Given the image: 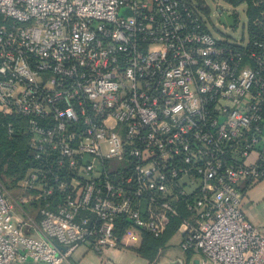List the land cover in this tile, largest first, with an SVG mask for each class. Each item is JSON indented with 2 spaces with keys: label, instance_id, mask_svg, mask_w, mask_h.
<instances>
[{
  "label": "built area",
  "instance_id": "obj_1",
  "mask_svg": "<svg viewBox=\"0 0 264 264\" xmlns=\"http://www.w3.org/2000/svg\"><path fill=\"white\" fill-rule=\"evenodd\" d=\"M205 6L0 0V117L27 140L19 189L38 202L20 218L0 180V264L102 256L122 228L158 239L180 204L183 251L264 264L238 189L264 177V9L260 37H231L217 24L237 27L235 7Z\"/></svg>",
  "mask_w": 264,
  "mask_h": 264
},
{
  "label": "crops",
  "instance_id": "obj_2",
  "mask_svg": "<svg viewBox=\"0 0 264 264\" xmlns=\"http://www.w3.org/2000/svg\"><path fill=\"white\" fill-rule=\"evenodd\" d=\"M24 176L16 179L12 176L0 175L4 186L11 194L13 211L20 218L22 216L20 209H23L27 214L35 215L38 207L37 201L28 200L29 197H32L31 195L24 197L19 189ZM238 189L242 192L241 208L247 221L264 233V177L253 184L242 180ZM22 199H25V203H22L23 207ZM178 215L170 219L163 237L158 240L154 248L152 247L154 250L152 257H146L139 253L146 234H140L131 229H127L123 233L124 229L122 228L119 233L122 235V245L119 248L107 250L104 255L100 256L93 253L88 247H82L72 254L69 259L70 264H202L203 259L199 253L183 251L180 248L184 234L183 229L185 230L188 224H192L193 219L189 216L185 205L178 206Z\"/></svg>",
  "mask_w": 264,
  "mask_h": 264
},
{
  "label": "trees",
  "instance_id": "obj_3",
  "mask_svg": "<svg viewBox=\"0 0 264 264\" xmlns=\"http://www.w3.org/2000/svg\"><path fill=\"white\" fill-rule=\"evenodd\" d=\"M194 1L201 7L205 14L209 13V9L205 6L203 0ZM220 1L233 7L244 3L246 5V16L250 34L253 37H260L261 30H259L260 25L258 26L257 22L263 18V16L260 15V12L264 9L263 0ZM7 121V119L0 117V175L4 174L15 177L16 179H20L26 174V171L29 169V166L32 165V162L31 158L28 156L26 138L18 134L12 136L11 138L7 137ZM19 143L23 144V147H19ZM0 180L2 181L1 178ZM162 237L156 239L150 235H144L143 245L140 248L139 253L145 255L146 257H152L154 253L153 248L157 245L158 240Z\"/></svg>",
  "mask_w": 264,
  "mask_h": 264
},
{
  "label": "rangeland",
  "instance_id": "obj_4",
  "mask_svg": "<svg viewBox=\"0 0 264 264\" xmlns=\"http://www.w3.org/2000/svg\"><path fill=\"white\" fill-rule=\"evenodd\" d=\"M203 1H204V3H206L209 6L211 11H214L216 8H222V9L227 8V5L224 4L223 2H221L220 0H203ZM234 10L236 11V15L238 17L237 27H234V29H230L229 27L225 26L226 29H222V28H219L221 25L219 23L217 24L218 30H226L227 35H229L231 37H237V36L241 35L242 26L243 25L246 26V24H247L246 5L244 3H242L238 6H236ZM18 146L23 147V144L19 143ZM30 167L31 166H29V168ZM27 171H26V173H27Z\"/></svg>",
  "mask_w": 264,
  "mask_h": 264
},
{
  "label": "water",
  "instance_id": "obj_5",
  "mask_svg": "<svg viewBox=\"0 0 264 264\" xmlns=\"http://www.w3.org/2000/svg\"><path fill=\"white\" fill-rule=\"evenodd\" d=\"M219 22L222 25H227L229 27H233L235 24V19L233 17L220 16Z\"/></svg>",
  "mask_w": 264,
  "mask_h": 264
}]
</instances>
